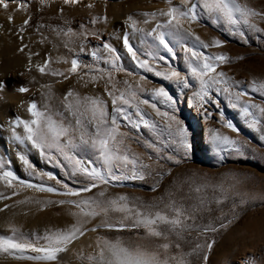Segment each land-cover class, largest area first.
I'll return each instance as SVG.
<instances>
[{
	"label": "snow or ice",
	"instance_id": "snow-or-ice-1",
	"mask_svg": "<svg viewBox=\"0 0 264 264\" xmlns=\"http://www.w3.org/2000/svg\"><path fill=\"white\" fill-rule=\"evenodd\" d=\"M13 2L17 3L19 9L28 7L26 0H13ZM63 2L65 5H74L77 0H63ZM165 2L168 5L166 9L141 14L145 17L143 24L155 21L154 27L148 32L137 26L138 21L132 15L126 17L124 21L126 28H130L133 34L141 33L142 44L143 36L152 37L153 41L143 53L146 58L142 59L134 46L129 43L128 32L125 31L122 38L123 47L133 64L145 73H152L163 80L176 83L178 87L193 88L188 99L189 105L197 110L202 109L201 115L205 121L213 115L206 106L215 105L218 110L217 122L221 127L238 133L236 126L231 120L226 119L224 112L220 110L218 98L223 96L228 107L235 110L246 127L257 133L260 141L264 143V100L257 103L250 95L256 93L264 98V77L252 76L247 81H242L236 80L224 71H217L221 65L231 62V58L226 53H208L206 50L222 48L224 42L215 37L205 41L191 27L207 18L213 26H223L231 35L243 39L244 29L264 34V29L258 27L256 22L257 18L264 19V12L251 7L247 0H180L179 4H173L172 0ZM44 3L45 0H41V4ZM0 7L8 8L6 0H0ZM158 18H163V21ZM8 20L11 22V15L8 16ZM100 21L106 23L107 17L92 16L89 23L94 26ZM63 23L67 25L70 22ZM28 24L29 20L25 19L23 26ZM37 27L43 28L44 25L38 24ZM23 30L24 28L21 27L20 31ZM52 31L57 36L63 35L66 38L63 44L69 52L73 51L74 46L79 47L83 52L89 37L100 39L98 32L86 29L84 24L79 25V30L59 27L52 28ZM176 45L184 53L185 74L172 68L165 55L161 54L162 49L169 57L176 59ZM103 49L110 54L103 58L104 67L100 66L102 58L98 55L99 48L91 49L93 63L90 64L83 63L76 56L70 59L57 56L54 61L52 57H46L43 63L33 65L32 54L28 55V69L35 68L41 75L60 77L64 80L75 75L83 82V86L89 83L95 86L103 81L104 95L111 102V113L108 111V102L101 96H81L69 88L63 95V107L75 119L74 124H65L62 119H54V115L50 112L48 100L53 95L52 85L42 84L41 88L46 89L41 93L45 100L43 107H38L37 102L31 101L26 109L30 119L15 116L8 122L11 138L14 141L21 145L26 142L31 144L42 158L50 162L62 158L68 163L71 176L76 177L79 174L84 182L79 188L69 187L51 173L37 171L23 154H18V159L29 177L39 180L46 176L49 180H54L62 190L43 183H30L19 178L0 163V185L12 189L9 195L0 192V199H10L11 196L18 195V189L23 188L57 196L76 197V199L56 201H32L30 198L16 201V204L34 202L41 209L51 204L69 205L68 215L72 218V222L62 229L46 230L42 235L35 232L26 235L15 224L9 222L7 229L10 235H0V252L12 253L15 259L31 261L33 264H60V254L66 252L69 245L85 236L87 232L107 230L119 233L143 229L142 235L127 239L119 235L115 237L97 235L93 250L85 254L81 249L77 259L81 260L82 264H192L189 258L194 257L198 264H207L208 253L212 250L215 241L209 239L206 234L227 229L232 219L229 218L225 222L223 217H219L218 225L211 220L199 224L197 213H210L212 209L209 205L214 203L219 206L231 199L230 211L234 218L237 207L243 208L256 200L264 202V192L246 189L241 191V185L248 177L240 179L235 173L227 174L226 179L231 181L230 183L224 181L212 183L210 179L197 177L193 173L184 180L174 181L177 188L187 183L190 190L198 194L195 202L187 206L174 199L172 192L167 193V200L161 197L159 203L144 202L138 197L130 198L123 194L107 195V187L114 185L115 182L143 181L145 175L151 172V166L145 164L139 154L131 150L128 144L131 137L128 131H121V121L124 122V127L135 129L137 132L142 125L153 135L167 136L166 143L174 145L176 152V155H168L167 160L176 165L189 158L193 144L190 141L189 127L177 115L176 101L165 88L146 89L142 83L145 81L143 75L135 82H129L127 79L117 80V73H125L123 66L118 63L120 57L106 42L103 43ZM19 50L24 51V48L21 47ZM235 59L243 60L244 57L238 56ZM156 61H163L167 67L160 70ZM52 62L64 63L69 67L64 70L52 68L50 66ZM82 69L87 71L82 72ZM125 74L130 77L135 75L131 71ZM189 77L194 83L189 82ZM2 87L0 85V88ZM18 91L27 93L29 89L20 87ZM143 93L150 95L151 101L159 99L167 110L162 111L156 103L142 98ZM143 106L151 109L161 123L158 124L148 118ZM133 113L137 119H133ZM55 115L62 114L57 112ZM19 127L23 128L24 135L17 133L16 129ZM207 132L213 150L221 159L223 158L221 154L224 152H231L237 156L245 155L247 143L232 138L216 128H209ZM80 144L88 145L94 151L96 164L91 161L83 162L73 154V150ZM144 146L151 148L159 157V148L147 142H144ZM166 174L169 173H158L161 178ZM96 188L101 190L92 196L82 195ZM209 189L214 193L211 199L206 194H201ZM155 190L154 186L152 191ZM161 204L163 207L160 206ZM192 231L205 238L202 242H195L189 250L183 251L180 242L184 240L185 233ZM249 264L255 262L250 261Z\"/></svg>",
	"mask_w": 264,
	"mask_h": 264
},
{
	"label": "rangeland",
	"instance_id": "rangeland-1",
	"mask_svg": "<svg viewBox=\"0 0 264 264\" xmlns=\"http://www.w3.org/2000/svg\"><path fill=\"white\" fill-rule=\"evenodd\" d=\"M6 2L8 3L7 9L0 7V38L3 35L6 36L3 32L7 31V34H10V36L13 34L15 39L18 38L19 41L38 44V47L44 49L43 57H52L53 61L57 56L69 59L76 56L83 63L90 64L93 63L90 55L91 49L99 48L100 51L98 55L102 58L101 67L105 66L103 64V58L110 55L103 49V43L106 42L115 49L116 54L120 57L118 63L123 66L125 73L128 71L135 73V75L131 77L127 76L125 73H117V80L122 81L127 79L129 82H135L139 76L143 75L145 81L142 83L146 89L151 90L156 87H164L169 95L176 101L177 115L185 122V125L189 127L190 130V141L193 144V150L189 158L183 160L179 165L173 164L171 161L167 160V156L176 155L174 150L175 146L166 143L168 139L167 136L153 135L151 131L144 128H140L137 132L135 129L124 127V122L121 121V131H128L131 137V139L128 140L131 150L139 154L145 164L151 166V172L145 175L143 181L124 180L115 182L114 185L107 187V195L114 196L123 194L130 198L138 197L144 202L159 203L161 197L167 200V193L172 192L174 199L187 206L195 202V198L198 194L190 190L187 183H183L177 188L174 181L179 182L184 180L193 173H195L197 177L203 176L210 179L212 183L221 181L230 183L231 181L226 179L227 174L235 173L240 179H244L245 176L248 177L245 183L241 185V191L246 189L249 191L264 192V143L260 141L257 133L246 127L240 119L239 114L228 107L223 96L218 98L221 105L220 110L224 112L226 119L231 120L235 124L238 133H232L228 129L221 127L217 122L218 110L215 105L206 106L213 115L205 121L204 117L201 115L203 110H197V108L190 106L188 103L193 88H181L172 81L163 80L161 77H157L152 73H145L137 69L135 64L131 61V58L127 55L122 42L125 31L128 32L129 43L134 46L142 59L146 58L143 56V53L153 41L152 37L143 36L144 43L142 44V34L139 32L133 34L130 28H126L124 23L126 17L132 15L134 19L138 21L137 26L143 28L145 32H148L154 27L155 21L143 24L142 21L145 17L141 14L145 12H158L161 9H166L168 5L165 0H77V3L74 5H65L63 0H45L44 4H41V0H26L28 4L27 9H19L17 3L13 2V0H6ZM172 3L179 4L180 0H172ZM247 3L254 9L264 12V0H247ZM87 5H92V7H87ZM9 15L12 16L11 22L8 20ZM92 16H106L107 22L100 21L93 26L89 23ZM25 19L29 20L27 26H23V21ZM158 19H160L161 22L163 21V18ZM64 21H69L70 23L65 25L63 23ZM256 22L258 27L264 29V19L257 18ZM38 24L44 25V27L38 28ZM80 24H84L86 29L98 32L100 39L97 40L94 37H89L83 52L76 46L73 47L72 52H69L63 44L66 38L63 35L57 36L56 33L52 31V28L71 27L73 30H79ZM185 26L187 27V25ZM21 27L24 28L22 32L20 31ZM191 27L196 34L205 41H210L211 38L215 37L224 42L222 48H210L206 50L208 53H226L231 58V62L221 65L217 71H224L229 76H233L236 80L242 81H247L252 76L264 77V34L244 29L245 35L242 39L239 36L228 33L223 26H213L207 18L202 19L198 24L192 25ZM245 40L247 43H245ZM175 52L176 59H172L161 49V54L165 55L171 67L185 74L184 53L178 45L175 46ZM238 56H243L244 59L236 60L235 58ZM9 58L10 56L6 55V53H0V85L3 86L0 88V96L5 93V91L27 96L30 94L29 92L31 89L25 82L23 83L24 77L27 79L30 78L29 80H31V77L32 79H44L47 77L49 81L48 84L52 85V99L54 101H48V105L50 112L54 115V119H62L65 124H74L75 119L64 110L63 96L59 94L56 95V91L53 89L54 86H59L64 94L71 88L81 96L99 95L108 102V111L111 113V102L103 92V81L98 82L95 86L91 83L87 86H83V82L75 75L64 80L60 77L41 75L35 68L29 70L28 67L24 71H19L20 68H17L11 72V70L8 71L9 69H7V65H9L8 63L10 61ZM43 60L37 63H43ZM24 63L28 64L29 61L26 60ZM155 63L159 64L160 70L167 67L163 61H156ZM50 66L60 70L69 67L67 64L55 62H52ZM81 71L86 72L87 69H82ZM188 79L190 83H194L191 77ZM20 87H27L29 91L27 93H20L18 91ZM42 90L46 91V89L42 88L38 91L44 92ZM250 95L257 103L264 100V98L256 93H250ZM141 96L151 101V96L147 93H143ZM32 101L37 102L35 98L34 100L32 99ZM151 102L156 103L157 107L162 111L167 110L165 105L160 103L159 99ZM44 103L41 104L37 102L38 105H41V108ZM143 110L148 118L155 120L158 124L161 123L160 119L155 116L151 109L143 106ZM57 112L62 115L56 116L55 113ZM133 119H137L134 113ZM209 128L219 129L222 133L247 143L248 147L245 155L237 156L231 152H224L221 154L223 157L221 159L213 150L208 140L207 129ZM144 142L159 148V157L151 148H146ZM25 148V144L21 145V148H19L20 151H17V153L25 155L37 171L42 172L39 169L41 167L43 170L52 173V175L69 187L79 188L82 186V182H84L83 177L79 174L76 177H72L68 163L62 158L52 162L41 156L35 158L29 151H26ZM17 153H14L16 157L14 160L0 155V163H3L6 169L10 168L12 171L30 181L56 185L54 180H49L46 176L39 180L29 177L25 173L24 166L18 159ZM73 154L80 160L87 159L96 164L95 153L88 145L80 144L73 150ZM149 157H151V159H149ZM97 166L99 165L97 164ZM65 173H67V175ZM158 173L169 174L161 178ZM154 186L156 190L152 191ZM1 187L4 186L2 185ZM103 187L104 186H101V188ZM101 188L92 189L91 192L83 193L82 195L92 196L100 191ZM3 189L5 195H9L11 193L10 191H12L11 189L8 190V188L7 191L5 190L6 188ZM8 191L10 193H8ZM31 192L32 191L27 189H18V195L11 196L10 199H0V203H14L19 200L18 198L26 197L30 195ZM201 194H206L210 199L214 195L210 189L207 190L206 193ZM35 195H37V197L34 198V201L76 199V197H63L49 193H35ZM27 204H30L32 207L29 213L30 216L24 217L21 220L22 222L17 224L11 222L20 228L26 235H30L32 232L42 235L46 230L62 229L72 222V218L68 215L70 210L69 205L51 204L41 209L36 203ZM160 206L163 207L162 204ZM209 207L212 209L210 213H197V223L204 224L211 220L214 224L218 225L220 223L219 217H223L225 222L227 219L231 218L232 223L228 225L227 229H220L216 233L206 234L209 239H214L215 241L212 250L208 253L207 264H249L250 261H254L255 264H264V202L256 200L255 202L246 204L243 208L237 207L236 216L234 218L230 211L231 199L222 205L217 206L213 203L209 205ZM201 217L203 218L201 219ZM93 223H95V221H93ZM189 223H191V221H189ZM7 224L8 223L2 226L0 225V235H10ZM89 227H91V225H89ZM142 234L143 229L119 233L107 230L96 232V236L106 235L115 237L119 235L125 239ZM204 238V236H198L195 231L185 233L184 240L180 242L181 249L187 251L195 242H202ZM172 251H175V249H172ZM5 254L6 252H0V256L2 257L0 258V264H33L31 261L17 260L15 258L4 259L6 256ZM189 259L192 260V264H198V261H196L194 257H190ZM60 264L65 263L60 261Z\"/></svg>",
	"mask_w": 264,
	"mask_h": 264
},
{
	"label": "bare ground",
	"instance_id": "bare-ground-1",
	"mask_svg": "<svg viewBox=\"0 0 264 264\" xmlns=\"http://www.w3.org/2000/svg\"><path fill=\"white\" fill-rule=\"evenodd\" d=\"M3 33L6 34V36L3 35L0 38V53L1 54L6 53V55L10 56V58H9L10 61H9V63L7 62L9 64V65H7V69H9L8 71L11 70V72H12L13 70H16L17 68H20L19 71H24L28 65V64H25L24 62H26V60H28L29 54H32L33 64H36L38 61L45 59L43 57V54H44L43 50L44 49L41 47H38V44H34L32 42L27 43V42L19 41L18 38L15 39V36L13 34H11L12 37L10 36V34H7V31L3 32ZM21 47L24 48V51L19 50ZM24 78L25 79L23 80V83L25 82V84H27L31 89V91L29 92L30 93L29 95L23 96V95H20L18 93H10V92L5 91V93H3L0 96V155H2L5 158H10L13 160L16 158L14 156V153H17V151H20L19 148H21V145L11 138V133H10V130L8 128V122L12 118H14L15 116H20L23 119H30V116L26 111L27 104L29 102H31L32 99L34 100V98L36 99V101L38 103H41V104L44 103L45 100H44V97L41 95L42 92H39L38 90L41 89L42 84H48L49 83L47 77H45L44 79L43 78L42 79H39V78L32 79V77H31V80H29L30 79L29 76H28L29 79H27L26 77H24ZM53 89L56 91L55 92L56 95L59 94V95L63 96V94H64L63 90H61V88H59V86H54ZM42 91H44V90H42ZM48 101H54V100L51 97ZM38 107H41V105L39 104ZM140 128L142 129L144 127L141 125ZM144 129H146V128H144ZM16 131L18 134L24 135L22 127L17 128ZM25 145H26V148H25L26 151H29L33 157H35V158L40 157L39 152L36 149H33L31 147V144L26 142ZM82 161L83 162H89V160H87V159L82 160ZM39 169L42 172H48V171L43 170L41 167ZM7 170L12 171V169H10V168ZM12 172L15 175H17L19 178L24 179L30 183H36V184L41 183V182H37V181H30L28 179H25L24 177H22L21 175L17 174L14 171H12ZM48 173H50V172H48ZM43 184H45V183H43ZM46 185L54 186V187L60 189L59 186L54 185V184H46ZM1 186L2 185H0V192L4 193L3 188H5V187H1ZM23 189H27V190L32 191V192L30 195H28L26 197L18 198L19 200H23L25 198H30L32 201H34V198L37 197V195H35V193H43V192H36V191L29 189V188H23ZM5 190L7 191V188ZM60 190H62V189H60ZM10 192L8 191V193H10ZM49 194H51V193H49ZM32 203H34V202H32ZM5 205H7L8 207H5ZM0 209H3V211H0V225L2 226V225H5V223H9V222H15L16 224L22 222L21 220L24 217L30 216L29 213H30L32 207L30 204L29 205L28 204H16V202H14V203H0ZM95 238H96V232H87L85 236L81 237L79 240H77V241L73 242V244L69 245L68 250L66 252L60 254L59 261H61L62 263H65V264L66 263H68V264H82V261L77 259V255L81 249H83L85 254H87L88 252H91L93 250V248L95 247ZM5 255L6 256L4 259L14 258V254H12V253H6ZM0 258H2V257L0 256Z\"/></svg>",
	"mask_w": 264,
	"mask_h": 264
}]
</instances>
